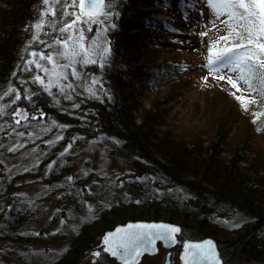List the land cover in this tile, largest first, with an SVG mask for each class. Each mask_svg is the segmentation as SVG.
<instances>
[{"label": "trees", "instance_id": "obj_1", "mask_svg": "<svg viewBox=\"0 0 264 264\" xmlns=\"http://www.w3.org/2000/svg\"><path fill=\"white\" fill-rule=\"evenodd\" d=\"M169 1L119 0V17L113 19L116 28L108 31L111 58L103 70L95 66L103 85L94 87L99 99L86 90L89 75L84 69V86L75 88L71 100L57 95L59 103H54L46 94L36 98L47 116L39 124L22 122L16 132L25 133L23 137L7 127L12 123L10 116L0 117V248L6 247L13 264H80L88 252L102 247L106 230L136 220H165L182 228L190 223L191 235L217 240L226 264H264V143L255 148L257 140L264 138V131L256 128L264 124H253L248 113V129L238 131L234 144L242 111L234 100L224 97L203 147L196 138L167 130L161 112L142 103L147 91L187 71L181 63L160 58L158 44L151 43L155 40L152 30L161 29V24L172 25L162 15ZM141 7L145 11L141 12ZM42 9L41 0H0L1 91L10 82L19 87L12 73L22 62L23 49L32 34L31 28L24 29L37 21ZM23 78L30 80L31 74L25 73ZM25 87L40 91L37 85ZM7 102L3 100V104ZM19 103L36 114L26 100ZM53 121L59 126L42 131ZM15 137L23 141V147L35 148L36 160L25 174L32 178L42 175L43 196L59 195L74 212L55 232H34L31 224L39 208L37 200L16 194L21 173L9 169L1 158L5 145ZM70 143L72 148L65 151ZM90 144L127 157L131 165L130 172L104 187L102 198L92 180L93 174H100L89 170L87 161L73 169L77 153ZM137 177L149 179L139 181ZM90 202L94 206L92 219ZM232 215L239 220V227L230 224ZM56 240L65 246L53 257L35 249L41 242ZM0 264L8 263L0 258Z\"/></svg>", "mask_w": 264, "mask_h": 264}, {"label": "snow or ice", "instance_id": "obj_2", "mask_svg": "<svg viewBox=\"0 0 264 264\" xmlns=\"http://www.w3.org/2000/svg\"><path fill=\"white\" fill-rule=\"evenodd\" d=\"M197 2L206 4L211 10L212 29L209 30H215L217 33L223 31V34H218L211 41L204 67L216 81H226L227 85L231 86L234 91H230L229 94L239 103L242 111L250 113L253 124H264V0H197ZM41 3L43 9L40 11V18L24 29L28 31L31 28L33 35L25 44L22 62L15 66L12 73V80H15L19 87L10 82L0 95V101L5 99L8 101L0 104V117H11L12 123L7 127L12 132H16V128L22 122L30 124L31 121H36L39 124L46 119L47 114L36 102V98L41 94L51 97L54 103H59L57 95L71 100V93L75 88L84 86L83 70L91 65L103 70L111 58L110 41L106 39V35L109 29L116 28V24L110 21L114 17H119L117 11L119 0H41ZM199 17L197 26H200L203 20L202 10L199 11ZM185 18L187 19V13ZM93 25L97 26L96 33L89 40L86 32H91ZM46 27L50 31H45ZM41 34L50 39H42ZM199 35L207 36L208 32H201ZM25 73L31 74L30 80L23 78ZM204 80L207 83V77ZM28 84L37 85L40 91H32L25 87ZM93 85L103 87L101 79L92 77L86 89L90 95L99 99ZM53 89L57 92L53 93ZM107 98L112 99L111 96ZM22 100H26L36 114H30L27 107H21L19 102ZM13 105L15 107L9 112L8 109ZM53 126L59 125L53 121L49 128L42 131L46 132ZM2 130L3 127L0 126V131ZM256 131H264V126H258ZM16 134L21 137L25 135L23 132ZM19 147L21 145L17 144L8 151L15 152ZM71 148L70 143L65 151ZM67 179L71 181L73 177L69 176ZM147 179L149 178L137 177L139 181ZM101 207L108 205L102 204ZM92 212L90 207L89 219L94 218ZM181 231L179 226L163 223L128 224L107 233L102 240V250L120 264H140L143 255H154L158 251L156 248L158 241H162L166 247L178 243L177 234ZM183 249L181 256L183 264H223L211 240L201 243L184 242ZM92 255L99 258L101 251H95Z\"/></svg>", "mask_w": 264, "mask_h": 264}, {"label": "rangeland", "instance_id": "obj_3", "mask_svg": "<svg viewBox=\"0 0 264 264\" xmlns=\"http://www.w3.org/2000/svg\"><path fill=\"white\" fill-rule=\"evenodd\" d=\"M166 5V10L162 15L167 19L168 25L169 22L172 25L164 26L165 23L160 25L161 29L152 30L150 35L155 40H151V43L158 44L157 49H159L160 58L181 63L187 71H184L183 75L173 79L166 85L147 91L145 96L142 97V103L147 109L161 112L163 123L167 130L176 135L196 138L201 141L204 147L209 139V132L213 130L218 119L222 99L227 97L239 105L229 94L230 91H234L231 86L227 85L226 81H216L208 69L204 67L207 63L208 48L211 41L218 34H223V31L217 33L215 30H209L212 29V24L210 23L212 15L206 4L202 5L197 0H171ZM143 9L145 8H140L141 12L145 11ZM201 10L203 11V20L200 26H197V22L200 21L199 11ZM185 13H187V19L185 18ZM57 16L59 17V12ZM113 19L110 23H113ZM57 26L59 27V24ZM96 27V25H93L92 31L86 32L89 40L95 36ZM171 29H175V31H171ZM201 32H208V35L200 36L199 33ZM32 35L33 30L29 40H31ZM41 38L44 39L45 36L41 34ZM106 39L108 40V33ZM85 71L89 75L87 86L90 85L92 77L99 78L95 65L88 66ZM205 77H207V83H205ZM92 87L94 88L95 85ZM241 87L243 88L244 86L241 85ZM3 92L0 90V95ZM0 104H3V100L0 101ZM240 110L242 111L241 107ZM241 114L243 119L240 116V123L234 136L236 141L233 142L234 144L238 142V131L248 129V112L242 111ZM263 143L264 138L257 140L255 148L263 146ZM17 144L21 145V147L15 152L8 151L10 147H14ZM23 145V141L20 142L17 137L12 138L5 145L1 158L9 169L21 173L16 194L23 199L37 200L39 208L31 224V229L34 232L42 229L55 232L63 225L65 218L68 215L72 216L74 212L69 204L62 203L59 200V195H54L48 199L43 196L45 183L42 175L32 178L25 174V171L35 162L36 153L35 148L23 147ZM224 155L226 156V154ZM86 161L89 170L92 169V172L100 174V177L92 175V180L96 182L100 191L99 198H102L103 189L106 185L112 184L114 180L131 171L130 161L127 157L111 154L104 146L90 144L84 147L77 153L73 169L76 171L83 167ZM131 192L135 196L137 195L136 190H131ZM90 207H94L92 202L88 205V208ZM228 220L233 226L239 223L235 215L229 217ZM190 227V223L185 224L182 232L178 235V243L171 248L164 247L161 242H157L158 251L154 255H143L140 264H164L168 251H172L171 264H181L183 243L189 239H199L190 234ZM64 246L65 243L61 240L44 241L36 245L35 249L44 255L53 257L61 252ZM95 249L101 251V256L99 258L94 257L92 253L95 250L90 251L85 261L80 264H120L115 258L104 253L101 246ZM0 258L8 264H13L12 256L6 253V247L0 248ZM224 264H226L225 260Z\"/></svg>", "mask_w": 264, "mask_h": 264}, {"label": "water", "instance_id": "obj_4", "mask_svg": "<svg viewBox=\"0 0 264 264\" xmlns=\"http://www.w3.org/2000/svg\"><path fill=\"white\" fill-rule=\"evenodd\" d=\"M139 223H146V224H151V223H163V224H170V225H175V226H179L182 230V226L178 223H175V222H170V221H165V220H136V221H127L126 223H121V224H117L114 228L112 229H108L105 231L103 237L109 233V232H114L118 227H126L128 224H139ZM182 232V231H181ZM180 234V233H179ZM177 234V241H178V235ZM103 237H102V240H103ZM102 240H101V244H102ZM206 240H211L214 242L215 246H216V251L218 252L219 254V258L222 260L223 264H224V259L222 258L221 254H220V249H219V246H218V243H217V240L212 237V236H206V237H203V238H199V239H189V240H186L185 242H191V243H201L203 241H206ZM158 242H161L163 245L164 243L162 241H158ZM177 244V243H176ZM175 244V245H176ZM173 245V246H175ZM173 246H169L167 248H171ZM164 247H166L164 245ZM156 248H157V243H156ZM184 250V249H183ZM183 250L181 252V256H182V253H183ZM95 251H98V250H95ZM94 251V252H95ZM109 255V254H108ZM110 256V255H109ZM171 256H172V251H168L166 253V256H165V261H164V264H171ZM111 257V256H110ZM142 258V257H141ZM141 260V259H140ZM95 261V260H94ZM119 262V261H118ZM181 264H183V261L181 259Z\"/></svg>", "mask_w": 264, "mask_h": 264}]
</instances>
